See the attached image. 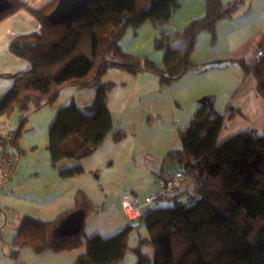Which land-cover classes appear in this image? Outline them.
<instances>
[{"label": "trees", "instance_id": "obj_1", "mask_svg": "<svg viewBox=\"0 0 264 264\" xmlns=\"http://www.w3.org/2000/svg\"><path fill=\"white\" fill-rule=\"evenodd\" d=\"M8 1L10 7L0 14V20L25 9L37 19L40 30L16 37L9 44L10 53L26 60L30 67L14 75L11 87L0 97V116L8 119L16 112L19 118L17 128L0 143H8L17 156L21 155L17 138L29 112L52 106L66 88H94L93 101L85 110L73 103L62 106L49 127L46 150L50 165L55 167L62 160L79 162L90 156L110 136L112 118L106 99L111 84L100 81L108 69H121L133 76L152 74L162 86L169 85L198 67L190 58L197 35L208 32L213 42L215 23L230 16L241 0H232L225 7L220 0H205L204 14L173 36L162 28L179 0H90L84 10L56 25L49 24L47 16L57 0L38 10L17 0ZM146 22L160 31L154 39V48L162 52L160 66L120 47L128 29ZM172 37L179 48L170 47ZM231 62L210 66L225 67ZM236 63L246 76L255 79L256 91L264 102V50L253 64ZM199 67V71L205 69V65ZM207 98L212 99H200L189 126L179 131L181 148L164 156L166 174L178 170L190 182L187 189L168 198L173 202L171 207H145L138 224L107 239L98 235L84 238L83 225L78 235L53 240L52 230L67 214L79 208L102 209L90 205L86 195L78 191L73 209L54 220L22 216L7 243L8 256L16 260L25 247L35 254L83 248L73 264H121L127 253L134 256V264H264V130L259 134L240 132L219 143L224 116L213 109V103L208 107L211 103ZM110 137L119 141L125 133L115 131ZM3 157L8 161L9 153ZM82 173L80 164L59 171L66 179ZM139 226L145 236L137 234V242L130 247L129 236Z\"/></svg>", "mask_w": 264, "mask_h": 264}, {"label": "crops", "instance_id": "obj_2", "mask_svg": "<svg viewBox=\"0 0 264 264\" xmlns=\"http://www.w3.org/2000/svg\"><path fill=\"white\" fill-rule=\"evenodd\" d=\"M17 1L38 10L54 0ZM188 1L198 3L197 14L189 15L179 27L174 24L164 26L162 31L166 35L179 32L181 26L184 27L190 20L204 14L205 0ZM230 1L220 0L224 7ZM147 23L149 22L137 29H128L120 41V47L131 39L135 41L142 29L148 30L150 36L147 41L152 44V40L158 37L160 31ZM39 30V22L25 9H19L0 20V97L11 87L13 76L30 67L26 60L10 53V42L16 37ZM213 35V42L208 32L197 35L190 58L198 67L166 86H162L152 74L140 73L133 76L121 69H108L100 81L111 84L106 99L112 118L110 136L115 131H122L125 137L115 141L109 136L90 156L79 162L62 160L52 167L46 150L48 131L43 142L44 152L41 154L38 153L39 149L34 141L29 143L19 156L13 152L12 147H8V143H0V157L9 153L7 158L14 166L8 179L0 167V264H73L83 248L69 252L44 251L35 254L25 247L20 250L18 260L10 258L7 254V243L18 230L21 217L54 220L59 214L73 209L74 196L78 191L83 192L90 205L95 208L104 206L107 193L111 192L117 182L111 179V176L119 166H135L143 169L144 173L149 171L155 176V180L152 179L155 183L153 187L158 190L154 192L159 191L164 174L168 171L163 168L164 156L171 150L181 148L179 131L189 126L199 107L200 99L212 97L213 109L224 116L218 137L219 143L240 132L251 131L259 134L264 130V102L256 91V81L252 76H246L236 63L243 61L253 64L259 59L258 54L264 50V0H241L230 16L215 23ZM170 47L179 48L180 44L174 39ZM127 52L136 54V51ZM146 56L156 65H161V51L155 50V53L150 52ZM224 60L232 62L225 67L210 66ZM201 65H205V69L199 71ZM94 94V88H66L52 106L44 107L38 112L45 111L41 115H45L46 128L49 130L60 107L73 103L80 110H85L93 101ZM15 128L17 125L0 116V141L9 137ZM23 155L29 160L27 165L26 162L22 165L27 166L23 174H27L28 179L22 177L23 174L17 175L15 167ZM75 164L82 166L81 175L67 179L60 177V170ZM146 166H160V171L158 174L154 173L152 170L156 168L150 169ZM90 174L96 177L94 183L89 178ZM188 185L189 183L184 181L180 191L187 189ZM121 194L126 195L122 191L117 197L110 198L109 207L102 212L100 210L101 213L95 219L94 212L90 208L86 209V213L90 215L89 221H84V238L98 235L107 239L123 228L138 224V218L130 219L124 213ZM151 194L153 192L150 189L148 197ZM130 197L137 201L139 199L134 190L131 191ZM153 203H138L141 206L140 211ZM137 234L145 236L141 226L138 231L130 234V247L137 242Z\"/></svg>", "mask_w": 264, "mask_h": 264}, {"label": "rangeland", "instance_id": "obj_3", "mask_svg": "<svg viewBox=\"0 0 264 264\" xmlns=\"http://www.w3.org/2000/svg\"><path fill=\"white\" fill-rule=\"evenodd\" d=\"M179 3H180L179 7L176 9L175 15H172L169 23H167L166 26H169L170 24H174L175 27H179L183 23V21H185L186 18L189 17V15H193V14L196 15L197 14L198 3L191 2V1L189 2L188 0H186V1L179 0ZM147 24H151V23H147ZM187 24H185L184 27ZM149 26H151V25H149ZM184 27L181 26L180 29L182 30ZM143 28H145V27H143ZM169 29H172V28H169ZM147 31H148L147 29H142L138 38L135 41L132 39L130 41H128L126 43V45L122 46L121 50L126 52V53H129V54H132V52H127V51H136V54L134 53L132 55L139 57V58H146L147 53H150V52L155 53L156 49L154 48V41L152 40V44L150 42L148 43V41H147V39L150 36ZM174 34L175 33L172 32L171 36H173ZM172 40H173V37H172ZM126 48H128V50H124ZM42 112H45V111H42ZM42 112L41 113L40 112H29L28 113V115L26 117V121L24 122V124L21 128L20 135L17 138V144L19 145L21 150L28 147L29 143H32V141H34L36 143L37 148L39 149L38 153L41 154V152H44L43 142L46 139L45 134L47 135L48 129L46 128V125H47L46 117H45V115H41V114H44ZM18 119H19L18 114L16 112H14L10 115V117H8L7 120L11 124L18 126V121H19ZM8 147L10 148L9 145H8ZM25 155L22 156V158H21L22 160L18 163V166H15V167H17V175L23 174L24 169L27 168V166H22V165H25L24 162H26V165H27V163L29 161V160H27V156H25ZM11 165H12V163H11ZM12 167L13 166H9V168H11V169H12ZM146 167L150 168V169L156 168L155 170H152V171L154 173H157V174L160 171V166H158V167L157 166H146ZM163 168L167 169V166H163ZM6 170H8V168H6ZM6 172L8 173L9 170ZM9 176L10 175H7L5 177L8 179ZM22 177H24L25 179L26 178L28 179L27 174H23ZM89 178H90L91 182L94 183V180L96 179L94 174H90ZM111 179H113L114 181L117 180V182H116V185L113 186L111 192L107 193L106 202H105L104 206L102 207L101 212L104 209H106L107 207H109L110 198L117 197L119 195V193L122 191H124L125 194L130 197L131 191L134 190L136 192L137 197L139 198L138 201L136 199L135 200L139 204L144 203L145 200L148 198V192L150 191V189L153 192V194H151V195H155L156 193H159V191L154 192L155 190H158L156 187H153L155 185V183H154L155 176L151 175L149 171L144 173L143 169L135 167V166H119V167H117V169L113 171V175L111 176ZM152 179H154V180H152ZM184 181L190 183L189 181H187V179H185ZM96 182H98V179L96 180ZM122 195L123 194H121V196ZM172 205H173L172 200L168 199V198H162V199L154 201V203H153V206H157V207H171ZM99 207H101V206H98L97 208H99ZM101 212L100 211L94 212V219ZM89 215H90V213H88V214L86 213V216L84 219L85 222L89 221ZM19 255H20V252H19L16 260H18ZM134 263H135L134 256L131 253H127L123 264H134Z\"/></svg>", "mask_w": 264, "mask_h": 264}, {"label": "water", "instance_id": "obj_4", "mask_svg": "<svg viewBox=\"0 0 264 264\" xmlns=\"http://www.w3.org/2000/svg\"><path fill=\"white\" fill-rule=\"evenodd\" d=\"M90 0H57L54 9L48 14L47 21L51 25H56L58 22L70 18L78 12L84 10ZM10 7L8 0H0V14ZM209 108L212 106V99ZM86 211L83 208L74 210L67 214L62 220L58 222L51 232V238L57 240L60 238L74 237L80 233L84 225Z\"/></svg>", "mask_w": 264, "mask_h": 264}, {"label": "built area", "instance_id": "obj_5", "mask_svg": "<svg viewBox=\"0 0 264 264\" xmlns=\"http://www.w3.org/2000/svg\"><path fill=\"white\" fill-rule=\"evenodd\" d=\"M261 53L258 54L260 57ZM0 164L4 165V167L8 168L10 171L11 165L10 161H6L4 157H0ZM6 170V171H8ZM4 176H7V172L4 173ZM186 179V176L181 171H173L164 176V180L162 186L159 190V193L155 195H151L145 200V204H151L156 200V198H173L176 196L181 188L182 182ZM121 206L130 219H137L140 217V208L141 206L131 197L127 195H123L121 199Z\"/></svg>", "mask_w": 264, "mask_h": 264}]
</instances>
